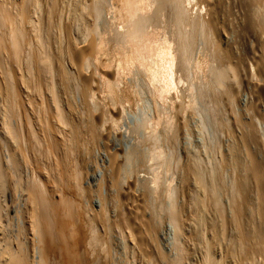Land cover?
Returning <instances> with one entry per match:
<instances>
[{
  "label": "bare ground",
  "instance_id": "6f19581e",
  "mask_svg": "<svg viewBox=\"0 0 264 264\" xmlns=\"http://www.w3.org/2000/svg\"><path fill=\"white\" fill-rule=\"evenodd\" d=\"M58 6L64 7V12L72 11L75 20L82 24L78 35L72 36L68 24H63V31L53 38L45 34L50 30V18L58 16ZM250 29L264 35V0H85L84 3L82 0H0V190L7 184L8 176L21 179L18 174L22 169L21 160L26 164L32 159L30 167L23 166L22 169L31 176L25 180L26 195L18 188L20 192L14 194V202L17 212H20L21 201L29 206L32 242L39 251L35 258L23 242L12 249L10 246L14 243L10 245L8 237L2 236L3 214L0 213V235L3 237H0V264H85L78 259L73 248L76 221L80 217L79 199L69 194L71 190H83L82 162L90 146L81 130L97 135L106 121L108 125V120L115 128L121 113L119 106L115 108L118 104L113 102L109 108L105 106V118L95 121L94 117L99 118L100 114L98 102L91 103L88 98L97 85L106 90L109 98L118 91L123 92L126 88L122 91L120 84L127 76H132L134 82L142 81L145 87L139 84L144 87L143 91L154 100V114L145 116L134 127L137 131L142 130V139L149 145L145 151L148 154H145L150 162L148 182L152 183L153 190L143 192L147 205L154 190L158 191V170L165 160L157 143L159 126L166 134H180L187 130L182 115L196 106V98L211 100L224 95L234 98L236 91L247 86L252 95L248 110L252 112V119H256L258 108L264 103V90H261L264 89V41L258 40L260 49L257 52L242 55L236 40ZM100 52H105L108 57L107 64H104L112 66L109 72L102 71L104 54L99 59ZM252 70L255 71L253 75ZM110 72L112 74L108 76ZM254 78L259 80L255 82ZM94 81L97 85L92 88ZM132 81L130 88L136 92L141 87L133 85ZM30 83L34 86L30 87ZM58 85L64 88V100L57 94ZM74 90L82 94L80 107L72 100ZM37 98H41L39 117L35 108ZM81 114L85 116V122H82ZM51 118L53 122H49ZM247 125L251 132L247 134L244 130L237 145H226L225 154L222 144L214 145L212 151L218 156L214 166L208 167L203 159L190 154L182 155L176 163L183 174L179 192L184 204L171 213L170 208L169 218L176 223L177 233L187 239L184 244L176 246L181 256L186 253L187 260L196 251L198 264H264V260L258 259L260 254L264 255V158L257 156L256 148L252 150L256 146L264 149V134H258L252 122ZM250 144L255 146L249 148ZM240 147L243 152L246 149V159H236ZM74 148L77 154L70 158ZM114 163H110L102 182L120 189V169ZM227 170L228 181L225 177ZM13 189L17 191L16 186ZM219 191L228 193L229 196L224 194L228 196L225 203L229 198L226 205L221 202ZM225 196H222L223 201ZM138 204L133 205L137 208ZM106 208L104 203L98 213L105 225L110 221ZM187 209L190 217L195 216V229L183 228L181 224ZM135 211L134 215L127 212L130 217L126 212L120 213L119 218L111 220L112 224L137 220V230L141 225L137 216L141 210L137 208ZM152 221L150 216L146 222L151 225ZM107 234L105 230L102 235L106 237ZM222 235L232 236L233 241H229L233 242L232 247L224 245L228 242L226 239L221 241L225 247L220 245L217 238L220 236L221 240ZM161 253V257L166 258ZM181 256L167 259L172 264H184ZM102 264L114 263L108 259Z\"/></svg>",
  "mask_w": 264,
  "mask_h": 264
},
{
  "label": "rangeland",
  "instance_id": "374dc122",
  "mask_svg": "<svg viewBox=\"0 0 264 264\" xmlns=\"http://www.w3.org/2000/svg\"><path fill=\"white\" fill-rule=\"evenodd\" d=\"M82 2L84 3L85 0H82ZM58 9H59L58 13H56L58 16H56L54 18H50V21H49L50 30L49 31L47 30V33H45V34L51 35L53 38L59 32L63 31V24H68V27H69L68 29L72 33V36L74 37L75 35H78V33L81 30L82 24H80V22L78 20H75L74 15H73L74 13H72V11H70V10H68V11L66 10L64 12L63 11L64 7H61V6H58ZM52 20H53V23H52ZM60 21H61V24H60ZM247 32H246V34L244 33V35L241 34L242 36H244L246 38L241 36L242 37V40H241L240 35L238 38H236V40H238L237 41L238 42L237 49L239 51V54L242 53V55H244V54L248 55L251 52H257L258 49H260V48H258V43L262 40L264 41V35H259L257 32H255V30L250 29L249 31L247 30ZM256 34H258V35H256ZM261 36H263V37H261ZM239 40L241 41V43H239ZM258 40H259V42H258ZM256 42H257V44H256ZM52 43H53V46L55 47L54 41ZM249 45H250V47H249ZM54 47H53V49H54ZM243 50H244V52H243ZM102 54H104L103 55L104 57L101 56ZM105 55H106L105 52H100L98 55L99 59L103 57L102 58V61L104 60L103 64L106 62L105 60L108 59V57ZM106 64H107V62H106ZM106 64H104V65H106ZM104 65H101L102 71H105V72L108 71L109 72L110 70H112V69H110V68H112V66L109 65L108 66L109 68H108L106 65L105 69H104ZM106 68H107V70H106ZM250 72H252L251 75L255 74L254 70H252ZM108 74H109L108 76H111L112 73L110 72ZM103 76H105V74ZM132 80H133L132 76H127L123 82L126 85H121L123 83L120 84V87H121L120 89L123 91L124 88H126L124 90L126 92H124V91L119 92L118 91V94L116 93V95H118V96L112 94L111 97L112 98L114 97L113 99L110 96L108 98V95L105 92L106 90L103 88L101 90V87H99V85L95 84V81H94L93 83L95 85H93L92 88H94V86H96V85L98 87L96 86L95 91L93 92L94 94L92 93L90 95V97L88 98V101L90 100L89 102H91V103H93L95 101V103L97 104V102H98V106H99L98 107L99 108L98 113H100V114H98L99 118H97V115L94 117L95 121H97V122L102 120V118H105L106 113L104 111L106 108H109V106H110L109 104H112L113 102H114V104H118L117 106H115V108L119 106L118 108H119V111H121V113L119 114L120 116H119V120H118V121H120L119 122L120 125L118 124L116 127L114 126L115 128H113L112 126L109 125V123L112 121L108 120V125H107V121H106V125L100 127L103 130L101 131V129H99V133L97 134L99 136H97L96 134L89 135L90 133L88 134L87 130H85L86 132L85 131L83 132L84 129L81 130V132L84 133V134L81 133V135L85 137V138L84 137L83 138L85 139V141H87V143H89L87 145L90 146L89 147V153L85 157L84 162L81 161L82 165H83L82 169L84 172L83 173L84 177L82 178V182H81L83 190H82V192L71 190V191H69V194L71 197H75V198L79 199L78 202L80 205L79 206V208H80L79 209V211H80L79 216L80 217L78 219L79 221H76L77 235H76V239H75L76 241H73V248H74V252L77 255L78 259L80 258L82 260V262H84L85 264H96L98 262H99L98 264H102L104 262V260H108V259H110V261H113L114 264H172V261H168V259L174 260L176 257L181 256L180 252L178 253V249L176 247L177 244L178 243L184 244V240L187 241V239H185L184 235H180L179 233H177L176 223L171 218H169L170 217L169 214L172 212V210L174 208L177 209L178 208L177 206H179V205H180L179 206V208H180L184 204L182 196L180 195V192H179V188L181 187L180 185L183 182L182 181L183 180V174H182L179 166L176 165L177 161L179 159H181L182 155L184 156V155L190 154L193 157H200L201 159H203L204 164L206 163V166L212 167V166H214V163L216 161V156H217V154L215 155L212 151V148L214 147V145L217 143L222 144L221 148L223 150L225 149L224 147H227L226 145H228V146H231V145L234 146V144L237 145V142H240L239 136L241 134H243L244 130H247V131H244V133H247V132L250 133L251 132V129L248 128L247 123L252 122L253 128L256 131L257 130L259 131L257 133L261 134V135L264 134L263 133L264 132V103H261L259 108H258V116L259 117L257 116L256 119L255 118L252 119L253 118L252 112H250L248 110L249 105L252 103V97H251L252 95L250 93L251 88L249 86H247V87L250 90L248 88H246V89H240L238 92L236 91L234 98L229 96V95H227V96L224 95L223 97H225V98H223V97L221 98V96L220 97L218 96V97H216V99L211 98V100L210 99L207 100L208 99L207 97L206 98H200V97L196 98V106L193 109H188L186 111V114L185 113H184L185 115L183 114L184 116L182 115L181 120L186 122V126H187L186 131L182 130V132H180V134L178 133L177 135H175L174 133H172V135H171V133L166 134L165 130L163 129L162 126H159V128L157 130V134H156L157 139H158L157 143L159 144L158 146L160 148H162L161 150H163V152L165 154V155L162 154L164 156L161 155V157H164L165 160L163 161L164 165H163V163H161L162 165H160V166H162V167L158 170V172L160 174L159 178L161 181L159 180V187L157 189L158 191L154 190L155 191V193H153L154 196L151 195L152 198H150V203L148 205L152 204L153 206L151 205L152 208H151V206L149 208L147 203H146L147 198H145V196H143V194L145 193L144 191H146L147 189L149 190L151 188L150 190H153L152 189L153 188L152 183L148 182L149 181L148 179L150 178V172H149L150 171V168H149L150 162L147 160V157H146L148 155L145 154V153H147L145 151H148L149 145L145 144L146 142L144 143V140L142 139V137L144 138L142 130L139 129L137 131V129H135L134 127L145 116L146 117L152 116L154 114L156 107L154 105L155 103H154L153 98L149 94H147V92L143 91L145 86H144V84H142V81L141 82H139V81L134 82V80L133 81ZM258 80H259L258 78H254L255 82H257ZM130 81H132L133 85L137 84L139 87H141L140 88L141 90L137 89V90H135L136 92H132V90L130 88V84H131ZM139 83L142 84V86H144V87H142ZM30 85H31L30 87L34 86V84H32V83H30ZM261 90H264V89L261 88ZM100 91H102V92L100 93ZM57 94L61 100H64V98H65L64 88L62 85H58ZM72 96L74 98V99L72 98V100L74 101L75 105L80 107L82 104V100H81L82 94H80V91L74 90ZM93 96H94V98H93ZM107 98H108V100H107ZM100 99H102V100H100ZM223 99H225L226 101ZM113 100H115V101H113ZM118 101L120 102V104ZM36 102H37V105H35V108L37 110V117H39V111H40L39 108L41 106V98H40V100L37 98ZM102 102H103V104H102ZM105 106H106V108H105ZM100 108H101V110H100ZM215 109H217V110H215ZM244 110H245V112H244ZM81 115L83 116V117L81 116L82 122H85V121H83L85 116L83 114H81ZM234 117L236 118V121L239 119L241 122L236 123ZM120 118H121V120H120ZM52 120H54V119L53 118L49 119V122H51ZM113 122H115V121L113 120ZM241 125H243V127ZM224 126H225V128H224ZM247 128L250 130H248ZM86 134H87V136H85ZM93 135H94V137H93ZM181 135H182V137H181ZM82 136H81V138H82ZM95 136H97V137H95ZM170 136H171V138H170ZM89 138H90V140H88ZM92 138L94 139V141L92 140ZM88 141H90V142H88ZM251 145H253V144H250V146H248V147L253 148L255 146V145H253V147H251ZM75 147L78 148V145H75ZM241 147H243V146H241ZM241 147L239 148V150L241 149V151H240L241 153L240 152L238 153V151L236 152V155L239 154L236 156V159H238V160H240L241 158H242V160L246 159V154H247L245 152L246 149L243 152L244 149ZM258 147L256 146L252 150H255V148H256L255 153L257 154V156L259 158H264V151H263L264 149L258 148ZM75 151H76L75 148L73 151H71V157L70 158H74V156L77 154ZM260 151H262V152L260 153ZM142 153H144V154L142 155ZM225 153H226V151L224 150V154ZM130 155L132 157H130ZM242 155H243V157H242ZM144 156L146 159L144 158ZM143 158L146 161L143 160ZM144 161L147 163H144ZM22 162H24V161H22V160L20 161V164H21L20 169H21V167L23 169V166L26 168H27V166L30 167L29 164L32 163V159H31V162L29 161L30 163L27 162L26 164H24L25 162L24 163H22ZM110 163H112V165H113V163L116 164L117 167H119V169H120L118 175H119V180L121 179L120 182L122 183V185H120V187L122 186L121 187L122 189L121 188L118 189V187H109L107 184L105 185L102 182L106 176V173H107V170L109 169V166L111 165ZM127 166H129V167H127ZM22 169H21V171L18 172V174L19 173L21 174V176H20L21 179L17 180V179H14L15 177H13L12 175H11V177L8 176L6 179L7 184L4 183V185L5 184L6 185L3 186L2 189L0 190V193L2 191V193L0 194V200L3 199L0 201V203H1L0 204L1 205L0 211H2L0 213H1V215L3 214L2 218H1L3 224H1V225H3L2 231H4V232H2V231L1 232L4 233L2 235L4 238L8 237L7 240L10 242V245H12L14 243L13 246H10V247H12V249L13 248L15 249L17 247V245H20L19 242H21V243L23 242L24 246L29 248L28 249L30 251L29 254L32 253L31 255H34V257L37 258L39 255V251H38L37 247L34 248L35 246H33L32 241L34 239H33V236L31 234L30 227H29V218H28L29 206L26 205L24 201H21L22 204H21L20 209H19V211L21 213L17 212L18 209L15 208V206H17V205L14 202L16 199L14 194L16 195V193H19L21 190L22 193L26 195V191H25L26 181L25 180H27L30 176L29 174L27 175V173H24V171ZM28 171H29V168H28ZM225 173L227 174V175L225 174V177H226V180L228 181L229 180L228 170L225 171ZM13 181H14V183H12ZM18 181L21 183H17ZM17 184H21V185H17ZM13 186L17 187L16 192H14ZM160 186H161V188H160ZM84 188L86 190H84ZM165 190H167V191H165ZM154 191H152V192H154ZM219 193L221 194L220 191H219ZM225 193L226 192L222 191L223 195L221 194L220 198L222 200L221 202H223L226 205L229 198L226 199L227 200L226 203H225V198H227L229 195H228V193L227 194H225ZM117 194H119V196H117ZM224 194L228 195V196H225ZM25 195L23 196L24 199L26 198ZM126 195H128V197ZM222 196H225L224 201L222 199ZM132 199L135 202L139 203L137 208L139 209V211L140 210L141 211L138 213L137 216H138L139 222L141 223L140 227H138L136 230V228H135L136 223L135 222L137 220L134 221V223H133L132 219L130 220V222L127 221L128 223L117 222L116 225L112 224L111 220H114L115 217H116V219L119 218V214L122 212H123V214H124V212H126V214H127V215L125 214L126 216H129L128 215L129 212L131 213V215H134L133 213L136 212L135 210L137 208H135L136 205L135 206L133 205V204H135V202H133ZM11 201H12V203H11ZM104 203H105V207H107L106 213L108 216V220H110L109 222H105L106 225L104 224L103 221H101V218L98 216L99 211L104 207ZM121 204L124 205V207ZM139 205H141L142 207ZM158 205H160L161 207ZM143 206H144V208H143ZM1 208L3 210H1ZM179 208H178V210H179ZM169 209H170V213H169ZM5 211H6V214H5ZM184 212L183 213L185 216L183 215V219L181 221V222H183V223H181L183 228L185 227V228H189V229H192V228L195 229L196 223H197L196 219L194 218L195 216L191 215L192 217H190V211L188 209L184 210ZM17 213H18V216H17ZM81 213H83V214H81ZM159 213L161 216L159 215ZM187 213H189L188 214L189 217H187ZM81 215H82V217H81ZM7 216H9V217H7ZM150 216H152L153 221H155V222L152 221V223H153V224H151L152 226L147 224V222H146L147 219L150 218ZM129 217H127L128 220H129ZM184 218H185V220L187 218V220H186L187 222L184 220ZM194 221H195V223H193ZM4 224H5V226H4ZM192 226H194V227H192ZM4 227H5V229H4ZM139 228H141V229H139ZM194 229H193V231H194ZM105 230L108 233L106 237H104L102 235ZM229 234H231V233H229ZM2 236L0 235V237H2ZM225 236H226V238H225ZM220 238H221L220 236H219V238H217V239H219L220 245L222 244L221 241L222 240L224 241L226 239L225 241L226 242L228 241V242L227 243L224 242V245L230 247L228 245V244H230L231 247L233 246L232 245L233 242H229V241H231L232 236L228 237V235H224V237H223V235H222L221 240H220ZM18 239H19V241H17ZM151 240H152V242H151ZM232 241H233V239H232ZM15 242H17V244H15ZM161 251L163 252V255L165 254L166 258H164V257L163 258L166 260H163V258L161 257L162 256ZM184 255L182 253V256H181L184 258L183 259L184 264H187V263L188 264L189 263L190 264H195V263L198 264L199 263V258L197 256L198 253L196 251L193 254V256L194 255L195 256L194 257L189 256L190 258L188 257L189 258L188 260ZM103 258H105V259L103 260ZM190 259H191V262L189 261ZM196 259H198V260H196ZM258 259L264 260V255L260 254ZM196 261H198V262H196Z\"/></svg>",
  "mask_w": 264,
  "mask_h": 264
}]
</instances>
